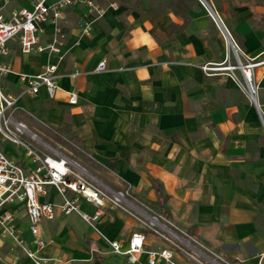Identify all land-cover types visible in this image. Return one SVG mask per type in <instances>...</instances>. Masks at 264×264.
Listing matches in <instances>:
<instances>
[{
    "label": "crops",
    "instance_id": "0c3cea01",
    "mask_svg": "<svg viewBox=\"0 0 264 264\" xmlns=\"http://www.w3.org/2000/svg\"><path fill=\"white\" fill-rule=\"evenodd\" d=\"M199 2H195L197 10L189 27L199 29V23L203 22L218 29V57L222 58L224 53L222 35L231 48L241 50L254 60H264V27L255 26L264 18L257 21L242 1L233 9L232 25H227L205 2H200L202 6ZM206 7L220 20L229 41ZM18 8L29 9L30 1L0 0L3 16ZM83 8V4L65 7L64 18L59 24L67 31V36L60 51L58 48L53 53H22L16 41H9L3 60L11 72L1 79L2 89L13 95L19 94L26 84L17 74L34 75L44 66L54 65V80L58 87L54 97L49 99L40 88L35 95H21L17 104L28 106L31 100L47 107L52 124H57L55 117L58 116L68 119L71 133L81 142L83 151L108 171L118 173L117 178L126 179L132 193L142 187L148 188L139 181L138 175L145 168L157 183L154 184L155 200L159 211L169 222L189 231V237L200 246H193L192 250L209 264H264V64L251 69L256 89L254 102L243 99L224 109L216 108L211 102L198 103L199 73L180 65H151L152 56L148 53L121 46L119 31L113 34L111 41L104 43L97 25L93 27L91 37L81 38L75 45V30L70 22ZM116 8L105 16L111 18L114 26L119 22L113 18L114 14L119 13L121 7ZM169 23L170 19L165 20L163 15L154 25L164 31ZM139 28L145 30L144 22ZM54 37L53 25L42 23L39 43L46 45ZM184 38L183 31L177 32L176 39ZM188 38L195 56L202 53L200 39L194 33ZM164 57L163 53L155 55L156 60ZM102 58L105 69L89 73ZM118 66H130L131 69L110 70ZM71 73L77 75L71 77ZM190 76L194 78L193 90L183 88V82ZM69 91L76 92V104L67 102ZM192 95L195 103L188 112L187 100ZM127 157L134 158L135 162L127 165L125 170ZM140 157L143 159L136 161ZM27 161L23 155L20 162L26 164ZM46 191L45 196L39 197L40 201L58 202L53 187L48 186ZM146 193L149 196L150 190ZM124 200L121 203L124 209L132 206L125 195ZM4 209L13 215L14 230L28 247L34 249L24 207L11 203ZM78 209L91 215L94 207L80 200ZM123 212L118 207L106 205L90 226L76 213L63 216L55 209L52 220L37 223L38 235L46 242L40 255L48 259L49 264H146L145 254L139 253L135 262H129L123 255L112 252L100 237L118 241L120 250L126 249L129 236L140 230ZM140 233L144 235L143 247L146 249L167 246L158 235ZM174 259L185 260L178 252ZM0 264H33L1 230Z\"/></svg>",
    "mask_w": 264,
    "mask_h": 264
},
{
    "label": "rangeland",
    "instance_id": "374dc122",
    "mask_svg": "<svg viewBox=\"0 0 264 264\" xmlns=\"http://www.w3.org/2000/svg\"><path fill=\"white\" fill-rule=\"evenodd\" d=\"M202 1L211 7L227 25H232V21L234 20L233 9L240 0ZM242 1L247 2L248 0ZM255 1L256 10L264 18V0ZM195 2L199 1L93 0V7L88 8L84 6L82 12L70 22L71 27L75 30V45L78 44L81 38L91 37L93 27L97 25L100 27L101 40L104 43L108 40L111 41L113 34L119 31L122 36L121 46L125 49L134 47V52L148 53V55L152 56L151 65L155 67L180 65L199 73L201 80L199 84L200 93L196 102L202 104L211 102L216 108L220 109L238 103L243 99L251 103L249 85L244 79L238 64L254 63L257 60L244 55L243 52H240L241 50L239 51L236 48L228 46L222 35H220L223 41L221 42V46L224 53L222 58L218 57L219 45L217 34H220L218 29L210 23L204 24L203 22L199 23V29L197 27H189L194 22L192 20L195 18L197 10ZM116 6H120L121 9L119 13L114 14V17L111 16L119 21H116V26H114L111 18L106 19L105 16L109 10H117ZM163 15H165V20L170 19V23L165 27L164 31L154 25L155 21ZM143 22L145 30L139 28ZM63 24H65V21ZM120 24L122 26L119 29L118 26ZM255 26L264 27V19L261 23H256ZM179 31H183L185 35V38L182 40L176 39V34ZM193 33L200 39L202 48V53L196 56L188 38L189 34ZM66 36L67 31H64L59 24V32L56 34L55 39L56 47L59 48V51L60 45L65 41ZM161 53L165 55V59L156 60L155 55ZM101 60L104 61L105 59L102 58ZM128 68L131 69L130 66H118L110 70L120 72ZM89 73H95L94 68L89 70ZM193 81L194 78L192 76L187 77L183 82V88L193 90ZM250 84L255 91L252 95L255 96L256 89L252 80ZM192 96L187 100L188 109L186 111L188 112L193 109L192 103H195L193 102L195 96ZM50 116L47 107L41 104H34L31 100L28 106L17 104L13 111V117L21 121L30 132L67 156L78 166L93 174L113 190L123 192L125 197L131 201L132 206L125 209L122 206L120 209L138 225L140 232L158 235L167 246L172 247L176 252L181 253L185 251L191 254L194 259L209 264L200 254H195L192 250L193 246L196 248L200 246L189 237V231L187 232L178 228L169 222L167 217L159 211L155 200L154 184L157 183L145 171V168L141 169L138 175L139 181L146 184L148 188L144 189L142 187L137 193H132L126 183V179L122 177L117 178L118 173L108 171L98 161H95L83 151L81 142L71 133V125L68 119L58 116L55 117L58 119L57 124H52ZM0 146H3L4 153L13 160L18 162L22 160L23 154L21 148H14L9 143L1 142ZM142 159V157L136 158V161ZM133 162H135L134 158L127 157L124 163L125 170L126 166L130 163L133 164ZM158 189L161 192L159 187ZM146 190H150L149 196ZM100 237L107 243L105 237Z\"/></svg>",
    "mask_w": 264,
    "mask_h": 264
},
{
    "label": "built area",
    "instance_id": "2783aa9c",
    "mask_svg": "<svg viewBox=\"0 0 264 264\" xmlns=\"http://www.w3.org/2000/svg\"><path fill=\"white\" fill-rule=\"evenodd\" d=\"M29 1V9L18 8L11 11L8 16L0 13V142L9 143L14 148H21L28 160L26 164L15 161L5 154L3 146H0V230L33 264H49L48 259L39 253L46 242L38 235V222L52 220L54 210L57 209L63 216L76 213L84 222L93 226L104 206L122 208L121 203L125 200L123 192L113 191L100 184L94 176L71 159L27 132L24 125L13 117V111L21 95H35L40 88H43L46 96L52 99L58 87L54 80L55 66L48 64L34 75L17 74L18 78L26 84L25 90L19 94L13 95L5 92L1 87V79L11 72L3 60L7 54L8 42L16 41L22 53L57 52L55 39L59 32V23L64 18L65 7L74 4H83L88 8L94 6L93 0ZM45 22L53 25L55 37L50 43L43 45L39 43L38 33L40 25ZM261 63L264 64V60L244 65L238 64L244 79L248 82L252 101L254 99L252 93L255 91L250 84L251 69ZM104 69L105 64L102 60L94 68L95 72ZM76 75L77 73L70 74L71 77ZM262 75L264 76V68ZM67 102L77 103L75 91L67 92ZM48 186L54 188L58 202L50 203L39 200V197L47 194ZM80 200L94 207L91 215L79 211ZM11 203H18L24 207L34 249L28 247L13 228V215L9 210L4 209L6 204ZM143 239L142 233L133 232L124 250H120L118 241L106 240V242L112 252L123 255L129 262H135L136 255L143 253L146 256V264H206L194 259L185 251L181 252L185 260L178 262L174 259V254L177 252L172 247L146 249L143 247Z\"/></svg>",
    "mask_w": 264,
    "mask_h": 264
},
{
    "label": "trees",
    "instance_id": "16d2710c",
    "mask_svg": "<svg viewBox=\"0 0 264 264\" xmlns=\"http://www.w3.org/2000/svg\"><path fill=\"white\" fill-rule=\"evenodd\" d=\"M242 0H240V3ZM244 5L250 10L253 17L257 19V21H260L263 19V16L255 10L256 1L255 0H248L244 3Z\"/></svg>",
    "mask_w": 264,
    "mask_h": 264
},
{
    "label": "water",
    "instance_id": "95a60500",
    "mask_svg": "<svg viewBox=\"0 0 264 264\" xmlns=\"http://www.w3.org/2000/svg\"><path fill=\"white\" fill-rule=\"evenodd\" d=\"M200 2H201L202 4H204V2H203L202 0H200ZM206 8H207L208 12L211 14L212 18H213L214 21L216 22V24H217V26L219 27V29L221 30V32L224 34V36H225V37L227 38V40L229 41L228 36H227V33L225 32V30H224V28H223V26H222L220 20L217 18V16L215 15V13H214L212 10H210L208 7H206ZM253 102H254V101H253Z\"/></svg>",
    "mask_w": 264,
    "mask_h": 264
}]
</instances>
